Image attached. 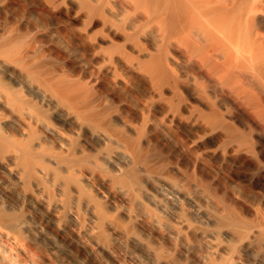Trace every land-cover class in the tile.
<instances>
[{
	"label": "bare ground",
	"instance_id": "obj_1",
	"mask_svg": "<svg viewBox=\"0 0 264 264\" xmlns=\"http://www.w3.org/2000/svg\"><path fill=\"white\" fill-rule=\"evenodd\" d=\"M17 1L0 0V264H264L261 210L222 204L218 176L185 186L212 157L264 195V0H25L40 23Z\"/></svg>",
	"mask_w": 264,
	"mask_h": 264
},
{
	"label": "rangeland",
	"instance_id": "obj_2",
	"mask_svg": "<svg viewBox=\"0 0 264 264\" xmlns=\"http://www.w3.org/2000/svg\"><path fill=\"white\" fill-rule=\"evenodd\" d=\"M24 1L25 0H19V2L17 1L15 3V6L17 5L16 9H17L18 14L26 13V15L28 17L31 16V18H32L34 23H40L41 22L40 18H37L36 16L33 18L31 13L30 14L27 13V12L30 11V9L32 10L33 6L31 5V3L27 2V4H26V1L25 2ZM27 8H29V10ZM34 10H35V7L33 8V11ZM30 12H32V11H30ZM122 89L123 88H121V89L117 88V91L123 93L122 95H124V98L126 97L125 100H128L130 103H132L133 106L134 105L138 106L139 105L138 104L139 101L137 100L136 96L134 97V96H132L133 94H130L131 92L125 91V89H123V90ZM159 131L161 133L167 135V137H169L171 139V141H172V146L171 147L174 148L173 150L178 151L177 153H179V151H180V156H181L183 162L187 166L189 164L192 165L191 163L194 161L195 155H196V152H198V149H196L194 147H190V145H189L190 144L189 143L190 142L189 141L190 140L189 137L187 135L179 136L178 133L176 132V130H171L170 128L168 129L166 127L164 128L163 126L160 127ZM144 148H145L144 151H146L147 147L145 145H144ZM157 153L158 152L155 153L154 157H153V155L150 156V158L148 160V163H156L157 161H159L157 163L161 164V163H164L165 161H167V157H166L167 154L166 153L165 154L164 153H159L160 155L157 154ZM204 159H205V161H203V163L199 164V166H198L199 170L197 169L196 171H194V168L191 167V171L189 173L190 176H188L189 179L186 180L187 183L185 184V186L191 192H193V190L195 191V185L196 184L199 185V186H204V187L207 186V189L210 190L209 188L212 186L211 185V179L213 178V176H216V177L218 176L219 178L217 177V182H216V184H214L212 186L213 188L211 187L212 188L211 191L213 190L214 193L218 191L219 195L220 196L222 195L221 199L224 198L225 201L223 199L224 202L222 203V200L219 199L221 201L220 202L218 200L220 203H222L224 205L228 204V202L230 201L228 195L230 193H235L237 196H239V198L241 199V201L243 203H245L248 206H254V207L258 208L259 211L261 210L260 211L261 213H264V197H263L264 195H262L263 193H261L259 190L254 188L252 186V184H250V182L248 181V179H250V177H253V174L251 173L252 171H249L245 167V165H243L242 161H241V163L239 161L237 163L235 162L234 164L233 163L222 164L216 158L204 157ZM212 164H214V165H212ZM221 165H223V166H221ZM192 169H193V171H192ZM207 181L210 182L209 186L206 185ZM191 185H192V187H191ZM95 196H97V195H95V193L88 194L87 196L85 195L83 197V200H84V202L92 203V204H94L95 202L97 203L99 201V202L102 203L104 209L105 210L107 209L106 210L107 212H109L110 210L114 211L113 205H112V203H110L109 200H107L108 201L107 202L105 198L100 197L101 200H104L102 202L98 196H97L98 198L95 197ZM113 211L111 212V214L109 212V215H110L109 219L111 221H112V218H113L114 223L115 224L118 223L121 227H123L126 230L125 231L126 233L139 234V230L137 229V227H135L136 225H135L134 222L129 221V223H128V220L125 221L120 215L116 214ZM115 215L117 216L116 218H114V217L111 218V216H115ZM263 215L264 214H262V217H263ZM19 219H20V217H19ZM22 219H23V216H21V220ZM67 223H68V221H67L66 216H63L62 217V224L65 225ZM102 233H100V235H101L100 239H102V241L105 242L109 246L114 245L113 239L111 237H109L105 232L102 231ZM149 239H150V241H149ZM147 240H148V242L151 245L153 244V246L155 248H157L158 251H160L159 254H162L161 256H167L168 255V257L170 256L169 259L171 261H176L178 259V254L175 253L174 249H172L168 244H166L165 241L160 240L161 243H160V241H156L155 242V240L153 238H151V237H147ZM260 240H261V242H260ZM260 240L257 241V246H258L257 247V251L261 252L262 255H264V247H263V244H262V241L264 240V238L262 237ZM154 242H155V245H154ZM139 249L141 251H143V252L146 251L145 248L143 249V247L142 248L139 247ZM34 253L35 252H32V254H34ZM36 253H37V256H36V254H35L36 257H34V255H33L34 258L43 259V257H44L43 253H41L38 250H36ZM22 259L23 260H27L28 259L30 261V257H26L25 256ZM190 260L191 259H187L186 260L187 263H186V261L184 263L185 264H193L192 260L191 261ZM58 264H61V263L58 262Z\"/></svg>",
	"mask_w": 264,
	"mask_h": 264
}]
</instances>
